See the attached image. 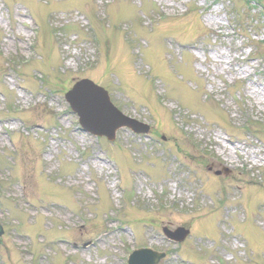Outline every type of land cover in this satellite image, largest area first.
<instances>
[{
    "label": "rangeland",
    "instance_id": "374dc122",
    "mask_svg": "<svg viewBox=\"0 0 264 264\" xmlns=\"http://www.w3.org/2000/svg\"><path fill=\"white\" fill-rule=\"evenodd\" d=\"M247 1L0 0V264L144 247L264 264V4ZM81 79L148 132L85 133L65 100Z\"/></svg>",
    "mask_w": 264,
    "mask_h": 264
},
{
    "label": "water",
    "instance_id": "95a60500",
    "mask_svg": "<svg viewBox=\"0 0 264 264\" xmlns=\"http://www.w3.org/2000/svg\"><path fill=\"white\" fill-rule=\"evenodd\" d=\"M67 103L77 114L82 129L97 137H106L109 141L115 139L119 128L127 127L135 133H146L147 127L123 116L110 103L107 93L88 80L76 83L66 94ZM174 241H181L188 232L179 229L174 234L164 232ZM2 235L0 227V236ZM164 254L141 249L133 252L128 264H157Z\"/></svg>",
    "mask_w": 264,
    "mask_h": 264
}]
</instances>
